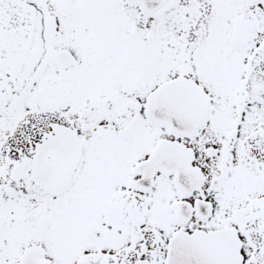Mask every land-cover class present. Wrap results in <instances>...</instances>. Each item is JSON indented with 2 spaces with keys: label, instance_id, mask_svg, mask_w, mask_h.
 <instances>
[{
  "label": "snow or ice",
  "instance_id": "obj_1",
  "mask_svg": "<svg viewBox=\"0 0 264 264\" xmlns=\"http://www.w3.org/2000/svg\"><path fill=\"white\" fill-rule=\"evenodd\" d=\"M0 264H264V0H0Z\"/></svg>",
  "mask_w": 264,
  "mask_h": 264
}]
</instances>
